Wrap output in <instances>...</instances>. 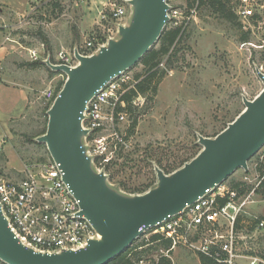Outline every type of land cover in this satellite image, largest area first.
<instances>
[{
	"label": "rangeland",
	"instance_id": "rangeland-1",
	"mask_svg": "<svg viewBox=\"0 0 264 264\" xmlns=\"http://www.w3.org/2000/svg\"><path fill=\"white\" fill-rule=\"evenodd\" d=\"M2 1L7 4L0 13V176L19 181L27 167H38L50 158L46 144L37 141L48 121L49 101L44 94L49 89L55 93L66 74L52 70L45 60L61 64L59 52L68 58L75 49L86 52L85 40L107 35L115 21L99 24L103 7L98 3L52 0L30 11L29 0ZM190 3H178L190 8L192 17L171 50L178 51L156 92H147L143 103L133 104L125 120L117 124L125 143L110 141L109 163L94 160L96 167L104 168L109 184L123 193L138 194L132 191L150 180H155L154 187L159 166L172 169L192 159L202 149L198 137H214L222 131L244 109L243 98L252 100L264 87L258 76L262 48L252 26L236 17L241 27H234L207 5ZM228 4L234 10L237 1ZM29 49L37 50L39 57L32 59ZM142 68L138 63L130 68L131 74L141 73ZM133 117L138 123L129 132ZM263 163L264 145L247 161L246 170L239 167L229 176L234 180L247 175L248 184L260 181L246 210L261 218L264 173L259 167ZM250 247L252 254H264V230L256 231ZM163 254L170 256L172 264H200V254L183 245L169 253L158 244L141 259L155 264ZM0 264L6 263L0 260Z\"/></svg>",
	"mask_w": 264,
	"mask_h": 264
},
{
	"label": "water",
	"instance_id": "water-1",
	"mask_svg": "<svg viewBox=\"0 0 264 264\" xmlns=\"http://www.w3.org/2000/svg\"><path fill=\"white\" fill-rule=\"evenodd\" d=\"M131 15L119 25L118 36L97 52L74 50L77 63H45L66 79L47 110L46 131L37 141L46 144L59 164L84 215L100 235L76 250L48 252L24 245L8 225L0 208V260L6 264H106L139 236V227L152 226L193 202L206 189L221 183L264 145V87L214 137L200 135L202 149L171 173L156 170L157 184L143 193L126 194L113 188L104 171H97L86 152L82 126L86 102L97 89L120 71L130 69L158 40L166 25L164 0H128ZM264 85V74L258 72Z\"/></svg>",
	"mask_w": 264,
	"mask_h": 264
},
{
	"label": "built area",
	"instance_id": "built-area-1",
	"mask_svg": "<svg viewBox=\"0 0 264 264\" xmlns=\"http://www.w3.org/2000/svg\"><path fill=\"white\" fill-rule=\"evenodd\" d=\"M45 1L52 0H29V10H35ZM164 1L167 4L166 25L180 27L181 32L184 31L191 20L192 10L183 8L182 3L178 4L182 0ZM236 1V16L252 26L262 48L260 72L264 74V1ZM75 2L102 5L98 16L99 24L103 25L108 20L115 21V26L108 28L107 35L85 40L87 51L81 53L84 55L97 52L108 39L116 38L119 25L127 24L130 19L131 6L128 0H123V3H118L117 0ZM77 51L79 52L78 49ZM29 53L34 60L39 57V52L35 49H29ZM59 58L63 60L61 64L74 66L77 63L74 54L68 58L63 52H59ZM136 81L130 69L120 71L102 84L85 104L81 122L88 133L84 136V145L97 171H104L103 167H96L94 160L97 157L99 164H107L112 159L110 141L125 143L118 133L117 124L127 116L124 95L135 88ZM44 96L52 103L56 95L49 89ZM143 97H134L132 104H142ZM247 181V175L234 180L228 177L206 189L182 210L168 215L155 225L140 226L139 242H148L151 235L158 234L161 238L170 240L168 252L183 245L212 258L218 264H264V254H252L253 249L250 247L256 231L264 230V218L246 210L247 205L253 202L260 181L255 184H248ZM234 183L238 185L234 187ZM0 208L20 241L36 250H76L85 247L88 240L100 236L91 222L80 214L78 199L63 180L59 164L51 157L38 167H27L24 178L19 181L0 176ZM138 264H144L143 260Z\"/></svg>",
	"mask_w": 264,
	"mask_h": 264
},
{
	"label": "trees",
	"instance_id": "trees-1",
	"mask_svg": "<svg viewBox=\"0 0 264 264\" xmlns=\"http://www.w3.org/2000/svg\"><path fill=\"white\" fill-rule=\"evenodd\" d=\"M230 0H191L190 5H193V2H197L198 5H207L214 12H218L220 16L225 18V20L231 22L234 27H241V23L236 19V14L234 10L229 6ZM183 32V31H182ZM181 32L180 27H170L165 25L162 29L161 34L158 40L150 47V49L138 60V63L142 64V72L136 73L134 76L136 81L135 88L130 89L125 95L124 99L126 102L125 110L131 111L133 108L132 99L138 95L147 97V92L154 94L157 90L158 83L162 80L165 75L166 68L172 65V57L177 53L171 52L173 47L182 39L183 33ZM247 33V32H244ZM245 35L243 36V39ZM166 57V60H164ZM36 63V62H34ZM161 64L164 66L162 67ZM134 65V66H135ZM165 65L167 67H165ZM133 67V66H132ZM131 67V68H132ZM63 82H61L58 88L55 90V95L58 93ZM51 102L48 103L46 109L50 107ZM138 123L137 117H133L131 124L129 126V132H132ZM46 131L44 129L43 133ZM190 158L185 159L180 165L174 168L161 167L165 173H171L178 167H180L185 161ZM260 173H264V163L259 167ZM155 180H150L148 183L144 184L141 187L136 188L132 193L140 192L143 193L151 188ZM238 184L234 183L233 186L236 187ZM137 241V242H135ZM135 244L132 247L125 248L120 254L116 255L106 264H138L141 260V255L148 250H150L155 245L161 244L166 250L170 248V240L163 239L158 234H153L150 236L148 242L141 241L138 243V238L135 240ZM133 242V243H134ZM147 244V245H146ZM140 247V248H139ZM171 250H169L170 253ZM200 264H218L212 258L200 255L199 256ZM155 264H172V260L168 255H160Z\"/></svg>",
	"mask_w": 264,
	"mask_h": 264
},
{
	"label": "crops",
	"instance_id": "crops-1",
	"mask_svg": "<svg viewBox=\"0 0 264 264\" xmlns=\"http://www.w3.org/2000/svg\"><path fill=\"white\" fill-rule=\"evenodd\" d=\"M7 3H4L2 0H0V13L3 12L4 5Z\"/></svg>",
	"mask_w": 264,
	"mask_h": 264
}]
</instances>
